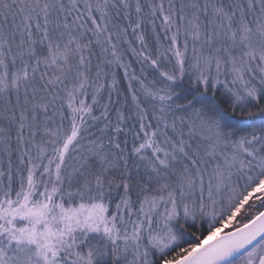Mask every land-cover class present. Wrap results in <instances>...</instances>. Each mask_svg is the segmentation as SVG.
Instances as JSON below:
<instances>
[{"label": "snow or ice", "instance_id": "snow-or-ice-1", "mask_svg": "<svg viewBox=\"0 0 264 264\" xmlns=\"http://www.w3.org/2000/svg\"><path fill=\"white\" fill-rule=\"evenodd\" d=\"M0 264H264V0H0Z\"/></svg>", "mask_w": 264, "mask_h": 264}]
</instances>
